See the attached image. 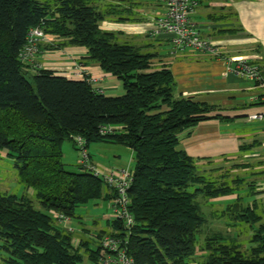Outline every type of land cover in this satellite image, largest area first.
Masks as SVG:
<instances>
[{"label":"trees","instance_id":"trees-1","mask_svg":"<svg viewBox=\"0 0 264 264\" xmlns=\"http://www.w3.org/2000/svg\"><path fill=\"white\" fill-rule=\"evenodd\" d=\"M134 15L133 6L120 1L0 0V149L13 159L16 181L25 189L18 194L0 187V264H81L85 253L97 261L93 234L83 229L89 237L78 235L72 217L92 200L111 201L114 191L100 172L80 161L76 168L64 162L63 143L70 140L78 149L77 136L86 148L106 141L125 145L134 155L129 207L135 223L126 233L122 220L107 218L108 228L94 235L97 244L103 234L126 233L135 264H264L259 192L251 181L249 190L239 193L246 176L235 174L254 173L253 162L216 163L178 148L200 122L236 117L218 104L176 96L171 69L155 68L159 50L146 51L101 27L107 20L134 22ZM33 27L50 40L41 51L85 47L80 63H98L122 82L124 93L106 94L86 76L22 61ZM104 125L113 126L111 135L100 133ZM226 196L235 199L212 217L235 232L213 230L203 237L208 219L198 199ZM60 214L71 219L73 232Z\"/></svg>","mask_w":264,"mask_h":264},{"label":"crops","instance_id":"crops-1","mask_svg":"<svg viewBox=\"0 0 264 264\" xmlns=\"http://www.w3.org/2000/svg\"><path fill=\"white\" fill-rule=\"evenodd\" d=\"M121 1L133 6L134 17L138 20L125 23L107 20L101 27L120 33L121 38L144 46L146 51L159 50L160 55L154 60L155 68L167 66L171 69L176 81V96L218 104L226 110L225 114L236 117L230 121L200 122L190 135L181 139L178 148L193 157L211 158L216 163L252 160L259 173L255 181L259 194L255 198L264 215V123L248 119L249 114L259 110L257 97L262 93L261 88L228 73L222 58L191 50L174 53L168 35H152L155 22L162 15L158 10L164 9L158 0ZM217 15H222L221 19L215 20L213 16ZM193 20L223 56H249L264 69V0H200ZM86 54L85 47L66 46L45 49L39 59L45 68L82 78L75 67L77 64L86 76L96 79V86L106 94H122V82L103 71L98 63H80Z\"/></svg>","mask_w":264,"mask_h":264},{"label":"built area","instance_id":"built-area-1","mask_svg":"<svg viewBox=\"0 0 264 264\" xmlns=\"http://www.w3.org/2000/svg\"><path fill=\"white\" fill-rule=\"evenodd\" d=\"M164 8V13L159 16L152 29V35H168L172 42V50L184 52L195 50L200 53L222 58L226 63V70L242 79L252 81L257 84L262 93L257 97V103L260 104L259 110L248 115L251 121L264 123V72L259 64L253 63L249 56L227 57L216 48V46L203 36L200 28L193 20L197 12L200 0H158ZM47 40L46 33L40 27H33L29 30L27 43L20 52L22 61L32 64L35 67H43L35 64V58L40 52V46ZM75 67L79 70L81 77L86 76L82 67L77 64ZM91 84L98 90L96 79L86 76ZM103 136L113 133L112 125H104L100 128ZM76 144L80 151V163L88 168L96 170L91 162L89 153L85 146V139L81 136L76 137ZM97 171V170H96ZM98 172V171H97ZM106 184L114 191L110 208L112 219L122 220L124 223V232L130 231L135 223L134 216L130 211L129 189L133 183L132 169L117 168L109 173L103 174ZM60 222L64 223L68 231L75 229L71 225V219L63 214L59 216ZM124 233L121 235L103 234L97 244L98 258L95 264H135V259L130 253L129 237Z\"/></svg>","mask_w":264,"mask_h":264},{"label":"rangeland","instance_id":"rangeland-1","mask_svg":"<svg viewBox=\"0 0 264 264\" xmlns=\"http://www.w3.org/2000/svg\"><path fill=\"white\" fill-rule=\"evenodd\" d=\"M107 2H119V0H106ZM120 2H122L120 0ZM162 9L159 11L160 15L164 13ZM163 11V13H162ZM47 36V35H46ZM156 36V35H155ZM122 41H128L124 38H121ZM49 38L47 36V40L43 41L41 43L40 48H43L46 42H49ZM130 43H133L129 40ZM194 52H198L195 50H191ZM38 53L37 57L35 58V64H43L41 62V59H39V56L41 54ZM200 53V52H198ZM217 58V57H216ZM101 89V88H100ZM124 93V92H122ZM224 113H227L226 110L223 111ZM88 153L91 155V161L93 162L96 170L100 172L102 175L111 172L114 169L117 168H133L134 167V155L133 150L125 145L122 144H116V143H110L106 141H97L92 142L89 147L87 148ZM121 155V156H119ZM93 158V159H92ZM80 159V151L75 148L73 145V142L70 140H66L63 143V160L65 163H68L70 165H73L74 168H76L75 165H77L78 161ZM253 161L251 160V163ZM254 165H252V171H246L240 170L236 172V175L240 176H246V180L243 181L241 188H239L238 192L245 194L246 191H248V185L251 184V181H256L258 179L259 173L255 174L256 170L254 169ZM200 173L208 174L203 170L202 167H199ZM16 169L14 167L13 159L9 156H7L5 150L0 149V186L2 189L9 186L10 193H18L22 194L25 193L24 186L21 185L16 181ZM8 184V185H7ZM28 195L36 202V197L34 195V190L30 189L28 191ZM235 198L230 196L226 197H220L218 199L214 200H207L205 198L198 199L201 203L202 210L204 214L206 215L208 219V224L205 226L202 236L205 237L209 232L213 230H220L223 232H229L233 233L235 232L234 229H228L226 227V223L223 221H217L214 220L212 217L213 213H219L221 210H223L227 204L234 201ZM246 200L253 199L252 197H245ZM111 201L104 198H99L92 200L88 202L85 205H82L76 209V215L75 217H72V223L74 226H76L77 233L81 237H89L87 233L83 231V229L89 230L91 234H93V237L91 238V248L96 249L97 242L94 235L99 233L101 230L107 229V218L111 215V208H110ZM36 205H38L36 203ZM217 218V217H215ZM91 237V236H90ZM81 264H94V262L88 257V253H85L84 259L81 262Z\"/></svg>","mask_w":264,"mask_h":264}]
</instances>
